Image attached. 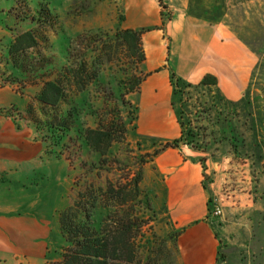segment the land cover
<instances>
[{
	"label": "rangeland",
	"instance_id": "obj_1",
	"mask_svg": "<svg viewBox=\"0 0 264 264\" xmlns=\"http://www.w3.org/2000/svg\"><path fill=\"white\" fill-rule=\"evenodd\" d=\"M37 1L0 0V6L9 10L14 2L16 12L33 14ZM114 1L119 0H49L50 15L37 25L38 51L62 63L67 62L68 45L83 47L78 43L82 36L108 35L113 39L117 29L131 27ZM14 18L13 13L0 15V117L23 133L24 142L39 146L40 154L23 162L8 163L0 169V212L8 216L28 213L45 221L50 231L46 241L53 252L61 243L57 211L73 202L75 176L82 170L80 162H90L92 154L80 151L74 146V140L72 155L76 160L73 164L66 161L67 151L56 158L55 153L45 150L40 130L28 111V105L32 104L38 114L45 117L36 99L40 86L13 81L7 63L8 46L16 32L10 28L16 27L18 31L28 28L17 25ZM142 29L147 32L153 26L145 24L137 28ZM244 40L258 54L254 68H231L228 72L220 69L219 57L216 62L205 60L203 42L195 40L191 31L184 36L166 37L163 48L161 39L157 42L147 40L149 59L136 69L146 80L140 90L126 96L132 104L133 118L128 119L125 140L113 148L124 160L121 166L115 165L114 178L117 179L129 168L135 171L141 166L140 155L153 153L180 136L179 113L183 111L187 131L200 134L198 140L195 139L198 148L189 144L190 139L185 137L176 149L182 150L181 154L185 152L184 159L197 163L202 172V184L208 196V217L213 218L220 240V264H264V36ZM111 44L112 47L105 51L90 52L88 56L89 67L99 75L107 92L126 76L122 68L134 69L130 56L123 53L121 46H117L114 39ZM29 53L36 55L33 50ZM208 73L217 77V86H196ZM225 83L231 97L221 86ZM97 88L93 85L83 95L69 96L63 106L76 110L83 126L96 125L97 118L90 114L92 109L89 111L83 100L93 104V109L101 108L103 99L97 97ZM175 88L181 90L178 95L174 93ZM121 108L127 120L129 109ZM184 147L189 148L190 153L183 151ZM166 149L141 166L142 189L150 198L152 210L148 215H155L151 221L153 231L161 239L155 260L159 264H179L177 237L180 229L174 227L168 215L162 178L165 176L154 164L156 157ZM217 208L221 213H215ZM18 257L0 256V264H46L47 259Z\"/></svg>",
	"mask_w": 264,
	"mask_h": 264
},
{
	"label": "trees",
	"instance_id": "obj_2",
	"mask_svg": "<svg viewBox=\"0 0 264 264\" xmlns=\"http://www.w3.org/2000/svg\"><path fill=\"white\" fill-rule=\"evenodd\" d=\"M159 1L166 7L163 0ZM14 5L11 10L0 6V15L13 13L15 23L28 28L23 31L10 28L16 32L8 46L7 63L14 76H11L13 81L40 86L36 99L45 117L40 116L32 104L28 105V111L40 130L45 150L55 153L56 158L64 156L67 151L68 164L76 160L72 155L74 146L92 154L90 162H80L82 170L75 176L76 195L73 202L57 211L61 243L53 252L48 248L46 264H159L155 257L161 239L151 224L155 215H148L152 207L148 194L142 189L141 166L166 148L180 147L185 137L191 140L189 144L198 148L195 139L198 140L200 134L187 131L181 111L180 136L167 141L153 153L140 155L139 168L135 171L129 168L122 176L114 178L115 165L121 166L124 160L114 153L113 148L125 140L128 119L133 118L132 104L126 96L140 90L146 80L145 75L136 71L138 65L146 60L145 30L119 28L115 31L113 39L123 53L130 56L134 69L122 68L126 76L107 92L104 82L98 79L99 75L89 67L88 56L90 52H103L112 47L113 39L108 35L82 36L78 43L83 47L68 45L67 62L58 63L53 57L38 51V26L50 15L49 0L34 3L33 14L21 10L16 12ZM5 26L8 28L7 24ZM31 50L36 52L35 56L29 53ZM217 84V77L208 73L196 86ZM91 85L98 87L97 97L103 99V106L93 109V104L83 100L86 108L89 111L92 109L90 114L97 118L95 126H83L77 119L76 110L64 109L63 106L69 96L83 95ZM180 92L179 88H175L176 95ZM122 106L129 109L127 120L123 118Z\"/></svg>",
	"mask_w": 264,
	"mask_h": 264
},
{
	"label": "crops",
	"instance_id": "obj_3",
	"mask_svg": "<svg viewBox=\"0 0 264 264\" xmlns=\"http://www.w3.org/2000/svg\"><path fill=\"white\" fill-rule=\"evenodd\" d=\"M114 2L121 8L123 17L130 21L131 27L128 28L137 29L145 24L153 26L143 33L147 56V40L157 42L161 39L163 48L166 37L184 36L191 31L195 40L203 42L205 60L216 62L219 57L222 71L254 68L258 54L244 39L263 38L264 0H163L166 7L159 0ZM221 86L230 96L227 84ZM24 140L23 133L17 132L11 122L0 117V169L8 163L23 162L40 154L39 146ZM182 149L190 153L189 148ZM181 153L182 150L168 148L154 162L165 176L162 178L168 215L174 227L180 229L178 262L220 264V240L213 218L208 217V196L202 184V172L197 163L184 159L185 152ZM192 153L197 156L196 152ZM43 222L33 214L8 216L0 212V256L46 257V239L50 231Z\"/></svg>",
	"mask_w": 264,
	"mask_h": 264
},
{
	"label": "built area",
	"instance_id": "obj_4",
	"mask_svg": "<svg viewBox=\"0 0 264 264\" xmlns=\"http://www.w3.org/2000/svg\"><path fill=\"white\" fill-rule=\"evenodd\" d=\"M215 213H217V214L221 213V209H220V208H217V209L215 210Z\"/></svg>",
	"mask_w": 264,
	"mask_h": 264
}]
</instances>
